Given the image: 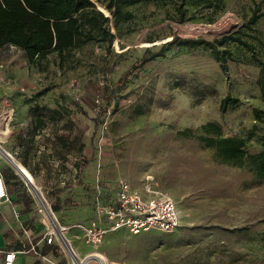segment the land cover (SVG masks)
<instances>
[{
  "label": "rangeland",
  "instance_id": "1",
  "mask_svg": "<svg viewBox=\"0 0 264 264\" xmlns=\"http://www.w3.org/2000/svg\"><path fill=\"white\" fill-rule=\"evenodd\" d=\"M111 1L93 0L107 16ZM125 10L132 17L119 33L113 30L109 51L91 42L63 60L54 53L28 63L24 54L3 49L6 60H16L12 85L0 88V102L9 96L15 108L11 125H34L44 115L45 124L62 125L63 138L79 139L83 168L92 165L100 200L126 180L143 190L151 183L178 206L180 227L173 233L118 231L96 250L81 238L74 243L103 264H264V181L215 163L210 149L179 134L217 122L225 136L246 138L250 153L262 150L264 16L249 23L255 12L264 13V0H224L221 9L186 5L184 21L167 0H140ZM238 31L255 49L220 48L232 52L226 71L210 49L172 43L176 37L214 42ZM162 49L163 56L148 60ZM226 97L236 102L223 111ZM47 110L57 112L54 119ZM11 115H1L6 130Z\"/></svg>",
  "mask_w": 264,
  "mask_h": 264
},
{
  "label": "crops",
  "instance_id": "2",
  "mask_svg": "<svg viewBox=\"0 0 264 264\" xmlns=\"http://www.w3.org/2000/svg\"><path fill=\"white\" fill-rule=\"evenodd\" d=\"M61 126L46 124L35 130V124L16 123L4 133L10 130V137L0 151V177L5 180L8 192V198L0 202V264H4V253L8 250L17 252L13 264H72L67 251L58 248L57 242L47 244L52 225L39 210L44 201L51 206L61 226L84 224L93 214L91 186L96 184L97 176L92 165L78 173L80 141L75 136L63 138L58 133ZM3 140L0 137V144ZM130 185L147 196L143 187ZM67 238L80 259L91 254L93 249H83L74 243L82 239L81 230L71 229ZM32 246L35 253L30 251ZM22 250L29 252L24 254ZM87 264L97 262L92 259Z\"/></svg>",
  "mask_w": 264,
  "mask_h": 264
},
{
  "label": "trees",
  "instance_id": "3",
  "mask_svg": "<svg viewBox=\"0 0 264 264\" xmlns=\"http://www.w3.org/2000/svg\"><path fill=\"white\" fill-rule=\"evenodd\" d=\"M117 1L112 0L107 4L106 7L111 14L107 16L97 9L92 0H0V49L16 46L24 52L28 63L41 61L54 53L63 60L68 52L91 42L104 43L109 51L117 38L113 30L119 33L120 25L127 23L132 17L131 12L125 10V5L131 6L140 0H119L125 5H117ZM167 1L175 4L182 21L186 13L184 11L186 5L199 6L207 3L210 7L221 9L224 2V0ZM262 16L264 13L255 12L249 24H256ZM172 43L188 49L198 46L210 49L213 57L220 62L223 71L228 68L227 61L232 57V52L220 48L235 43L252 53L255 49L253 44L243 40L239 31L214 42L176 37ZM163 55L162 49L153 53L148 60H155ZM235 102V99L226 97L222 101L221 109L225 111L228 105ZM47 112L51 119H54L57 113L55 110H47ZM45 126L44 115L38 117L35 130ZM179 134L185 138L195 139L210 149L215 163L247 170L255 179L264 181V137L261 140L262 150L252 154L247 149L246 138L225 136L222 125L217 122H208L195 130L187 128Z\"/></svg>",
  "mask_w": 264,
  "mask_h": 264
},
{
  "label": "built area",
  "instance_id": "4",
  "mask_svg": "<svg viewBox=\"0 0 264 264\" xmlns=\"http://www.w3.org/2000/svg\"><path fill=\"white\" fill-rule=\"evenodd\" d=\"M21 54H24L16 46H8ZM6 48V47H5ZM3 48V49H5ZM3 49H0V88H9L12 82L9 77L11 65L16 62L15 58L5 59ZM20 91H25L22 86ZM4 110L11 112V121L15 113L9 96H4L0 102V137H5L0 144L8 141L10 132L4 136L3 130H6L5 121L1 115ZM10 127V126H9ZM80 168L78 173L83 169L85 162L80 159ZM93 193V214L92 217L84 224H73L70 227L61 226L58 218L51 210V206L43 201L40 213L48 216L52 225L47 233V244L51 245L57 242L60 249H65L69 255L72 264H87L88 260H98L100 264L102 259L98 258L93 252L88 257L80 259L76 250L72 247L67 238L71 229L81 230L84 244L93 250L98 249L104 242L107 235L118 231H127L132 235L152 232L154 230L173 233L180 227L179 210L174 199L168 194L156 189V187L147 183L144 186V192L147 196L132 189L129 182L119 180L116 184L115 192L108 199L100 200V187L98 183L91 186ZM8 198L7 185L3 178L0 177V202ZM35 247L32 246L31 252L35 253ZM29 251L22 250L27 254ZM17 257V252L8 250L4 253V264H13Z\"/></svg>",
  "mask_w": 264,
  "mask_h": 264
},
{
  "label": "bare ground",
  "instance_id": "5",
  "mask_svg": "<svg viewBox=\"0 0 264 264\" xmlns=\"http://www.w3.org/2000/svg\"><path fill=\"white\" fill-rule=\"evenodd\" d=\"M93 1V0H92ZM100 8H102L103 10H105L106 12H107V10L106 9H104L103 7H100ZM99 254V253H98Z\"/></svg>",
  "mask_w": 264,
  "mask_h": 264
}]
</instances>
